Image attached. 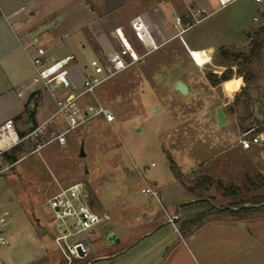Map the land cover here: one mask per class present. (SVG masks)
Masks as SVG:
<instances>
[{
	"label": "rangeland",
	"instance_id": "374dc122",
	"mask_svg": "<svg viewBox=\"0 0 264 264\" xmlns=\"http://www.w3.org/2000/svg\"><path fill=\"white\" fill-rule=\"evenodd\" d=\"M162 1L65 0L61 11L49 12L50 19L66 16L67 27L77 29L70 36L51 37L49 28L39 36L47 57L75 56L70 76L77 87L81 68L99 50L119 47L118 26L134 41L129 22L136 15L164 44L85 96L86 103L109 107L113 122L96 116L70 131L66 143L39 147L55 130L51 127L38 139L22 142L15 163L0 160L8 166L0 174V217L9 213L0 224L6 237L0 264H264V201L246 203L240 212L229 210L230 204L264 197V135L257 132L258 123L241 122L246 110L237 95L244 84L231 94L224 87L241 77L216 84L208 77L226 69L234 73L239 61L232 54L249 53L255 37L264 40V0H236L221 8L218 0H205L211 14L181 37L171 26L173 34H157L166 17L159 10ZM29 2L0 0L4 8ZM53 3L46 8L53 10ZM172 4L174 13H184L180 1ZM174 13L169 15L173 22ZM252 69L259 86L253 93L264 101V44ZM178 82L188 93L176 89ZM255 95L250 110L262 121L257 105L264 102ZM217 104L232 110L234 121L229 116L220 125ZM249 130L246 138L258 136L260 142L245 149L240 138ZM207 176L238 187L237 195L225 196L215 187L200 199L188 191L187 186ZM247 177L261 187L254 188ZM75 183L86 186L91 206L108 216L119 238L113 243L109 228L98 225L82 260L66 251L48 202L60 188ZM147 185L158 190L159 199L142 192ZM203 213L206 218L197 225L183 227ZM174 217L179 219L173 222Z\"/></svg>",
	"mask_w": 264,
	"mask_h": 264
},
{
	"label": "built area",
	"instance_id": "2783aa9c",
	"mask_svg": "<svg viewBox=\"0 0 264 264\" xmlns=\"http://www.w3.org/2000/svg\"><path fill=\"white\" fill-rule=\"evenodd\" d=\"M229 0L224 3L218 0L221 7L235 2ZM261 2L263 0H256ZM186 11L174 17L173 27L178 31L174 36L181 35L194 25L201 23L211 13L205 7L198 4V0H182ZM25 11L26 8L21 9ZM22 23H29L31 19L24 18ZM130 27L134 36V41L122 32H116L119 47L110 52L99 50L88 65L83 67L81 84L74 85L70 79V63L74 59L73 55H65L59 59L54 56L47 57V48L41 44L38 35L33 36L29 42V47L34 49L32 62L35 65L36 73L26 90H30L29 98L33 106L41 105V94L48 92L56 105L55 111L44 121H31L25 136L19 138L13 121H7L0 130V160L5 151H10L20 142L28 139H38L48 132L51 127H55L47 140L39 147L52 142L59 144L66 143V135L96 116H103L108 122L115 120L112 110L101 104L86 103L85 96L94 95L96 88L110 77L122 72L128 67L138 62L144 55L159 49L164 43L160 42L147 23L139 16L130 21ZM115 34V33H114ZM157 34L163 35V31L158 28ZM143 49L141 53L137 47ZM90 69V71H87ZM23 97V92L19 93ZM235 98V95H231ZM251 131L243 133L240 143L243 148L249 149L252 144L259 143V137L254 136L252 140L246 138ZM38 147V148H39ZM154 165V164H153ZM8 169L7 165L0 164V174ZM146 195L158 198V190L150 186L142 189ZM49 206L54 215V222L63 236L66 251L75 258L82 260L89 254L90 239L96 237V227L106 226L108 216L98 214L89 202V192L83 183H75L60 190L49 199ZM8 212L0 217V224L6 221ZM70 240H72L70 242ZM6 244V237L0 226V247Z\"/></svg>",
	"mask_w": 264,
	"mask_h": 264
},
{
	"label": "crops",
	"instance_id": "0c3cea01",
	"mask_svg": "<svg viewBox=\"0 0 264 264\" xmlns=\"http://www.w3.org/2000/svg\"><path fill=\"white\" fill-rule=\"evenodd\" d=\"M29 1L31 2L27 4H17L12 6L6 5V8H4L3 5L0 4V130L7 121H13L19 138H21V133L26 134V131L31 121L42 122L47 119L56 109V105L48 92H43L41 94V105L36 104L35 106H33V103L30 102V90H26V87L30 85L32 78L36 73V68L31 58L34 53V49L29 47V42L31 38L36 35L40 36V32L45 33L47 32V30H49V28L50 31L46 34L50 35L51 37H56L58 35H61L62 37L64 36V34L62 35V33L64 32L69 33L70 36L77 30L76 27V30L74 29V26L67 27L68 25L66 23V16L62 17V20H59L57 18V14L56 19L54 20L50 19V16H48L49 12L52 13L61 11L64 5L61 1L65 0ZM53 1L56 2L53 3L55 4L53 10H51L52 8L50 10L47 9L46 7H48L49 4ZM173 1H180L181 6H183V12L186 11L182 0H163L162 2H160L162 4V9L159 10L162 11V13H164L166 17L163 21V26H161L160 24L158 25L157 29L160 28L162 31L166 30L168 34H173L169 32L168 29L170 26L171 28H173V20L170 21L169 19V15L171 13H174V6L172 4ZM204 3L205 0H198V4L203 7H205ZM23 7L26 8L25 11L21 10ZM54 9L56 10L54 11ZM174 14L176 15L177 11ZM136 16L141 17L149 26V22H147L146 19L142 17V15ZM25 17H29L31 19L30 24L21 22L22 19H24ZM51 22L55 25H51ZM116 30L118 32H121L123 29L122 27L118 26ZM125 35L127 36V34ZM81 46L85 47V44H81ZM68 55L73 54L69 53ZM74 61L75 56L70 63V67L72 68ZM81 73H83V67L81 68L80 74ZM70 79L72 80L74 85H76L74 79L71 76ZM256 87L258 90L259 86ZM255 90H253V88L251 89V94L253 96L255 95L253 93ZM20 92H23V97L19 96ZM255 96L259 99V101L264 102L262 98L259 97V95ZM216 107L219 108L218 104ZM222 109L227 117L225 125L229 121V116L230 120L234 121V118L231 113L232 110L228 111L224 108ZM33 111L35 116L34 120H31L30 112ZM22 142H20V144ZM0 146L2 145L0 144ZM45 233H48L47 229H45Z\"/></svg>",
	"mask_w": 264,
	"mask_h": 264
},
{
	"label": "trees",
	"instance_id": "16d2710c",
	"mask_svg": "<svg viewBox=\"0 0 264 264\" xmlns=\"http://www.w3.org/2000/svg\"><path fill=\"white\" fill-rule=\"evenodd\" d=\"M264 33V28H263ZM264 40L260 37H255L251 40V50L249 53H234L232 54V57L234 60L239 61V64L237 65L236 71L233 73L231 69H226V71L223 73V75H216L214 73H211L208 75L209 79L214 83H218L220 81L228 80L233 77H242L244 81V87H242L239 95H237V99L242 102L243 107L246 110V117L241 121L242 123L246 122L247 120H251L254 123H258L259 129L257 130L258 133L264 135V119L262 121H259L253 114V112L250 110L252 107L254 101L251 97L250 88H253L257 85V78L256 75L253 72L252 65L255 61L259 60L261 57V52L263 48ZM227 57L229 55L227 54ZM34 111L30 112V119L34 120ZM21 137L25 136V133L20 134ZM21 150V144H17L14 146L11 151H5L2 154V159L5 162H9L10 164L15 163L18 161V152ZM179 179H181L179 177ZM247 180L254 188H260L262 184L257 185L250 177H247ZM261 183V180L259 181ZM264 186V185H262ZM217 188L219 190H223V194L225 196H235L238 192V187L230 186L226 187L221 180L215 179L212 177H204L202 179H199L196 181L193 185L187 186V189L190 193H192L194 196L202 199L206 196H208L209 192L213 188ZM264 201V197L261 195L253 196L245 201L240 202V204H233L231 207L238 208L237 210L229 209L231 212H240L243 209V205L246 203L250 204H260ZM207 213H203L202 215L198 216L195 220L187 222L183 225L184 228L186 226L193 227L198 224L203 218H206ZM239 220H241L239 218Z\"/></svg>",
	"mask_w": 264,
	"mask_h": 264
},
{
	"label": "water",
	"instance_id": "95a60500",
	"mask_svg": "<svg viewBox=\"0 0 264 264\" xmlns=\"http://www.w3.org/2000/svg\"><path fill=\"white\" fill-rule=\"evenodd\" d=\"M176 89H178L181 93H184V94L188 93V87L184 83H182V82H178L177 83ZM257 109H258L259 113L261 114L262 118L264 119V105H262V104L259 103L257 105ZM217 117H218L219 124L222 125V126L225 125V123L227 121V117H226V114L223 111V109L220 108V107L217 108ZM82 155H85L83 151H82ZM221 209H224V208H221ZM227 209H229V207H227ZM230 209L237 210L238 208L232 207ZM178 219H179V217H174L172 219V221L175 222ZM106 227L109 228L108 239L111 240L113 243L118 242L119 241V238L116 236L115 233H113L111 231V227L108 226V224L106 225Z\"/></svg>",
	"mask_w": 264,
	"mask_h": 264
},
{
	"label": "clouds",
	"instance_id": "9594fccd",
	"mask_svg": "<svg viewBox=\"0 0 264 264\" xmlns=\"http://www.w3.org/2000/svg\"><path fill=\"white\" fill-rule=\"evenodd\" d=\"M224 3L229 2V0H223ZM209 62H211L209 60ZM218 75H223V73H218ZM243 84V79L226 81L224 83L225 89L231 94L233 92L239 91L240 86Z\"/></svg>",
	"mask_w": 264,
	"mask_h": 264
}]
</instances>
